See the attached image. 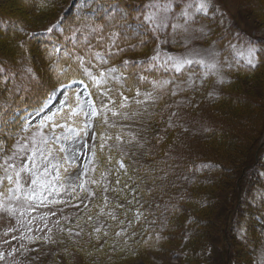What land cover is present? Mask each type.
<instances>
[{
    "label": "rangeland",
    "instance_id": "obj_1",
    "mask_svg": "<svg viewBox=\"0 0 264 264\" xmlns=\"http://www.w3.org/2000/svg\"><path fill=\"white\" fill-rule=\"evenodd\" d=\"M25 1L0 0V13L5 15V18L19 23L23 21L21 17L25 16L28 26L31 24L30 28L57 25L53 31L58 30V34L62 36L59 33L61 24L76 20V15L86 14L93 19L95 13L94 17L102 12L101 4L106 0H52L50 4L35 2L31 5ZM152 2L153 0L122 2L120 0L113 5L117 10L118 7L121 10L114 17L111 29L105 30L118 33L115 47L117 49L113 47L112 51H118L124 46L117 43H128L127 40L130 42L135 40L136 43L146 39L151 43L152 54L161 53L166 60L167 57H180L192 61L182 67L185 70L191 66L192 76H189L188 81H181L178 88L185 83L188 85L198 80V93L204 94L206 98L210 97L212 103L205 101L196 109L187 104L192 100L189 96L177 95L171 99L172 103L167 109L175 115L170 121L172 124L183 123L178 129L183 132L172 138L170 150L173 149L174 158L182 159L185 152H190L191 156L203 154L207 160L224 162L231 167L227 171V167H223V176H220L219 172H212V181L202 183L203 187L198 189L197 196L191 194L190 190H193L190 188L191 181H186L182 185L184 189L182 188L181 198L194 206L186 203L185 211L190 212L194 208L198 215L208 222L201 230V235L213 247L210 259L219 262L218 264H264V134L258 138L256 146L264 122V0H206L208 5L206 12H195L199 0H155L160 4H171V10L167 13L169 26L159 32L137 29V17L147 11L145 5ZM188 4L193 5L189 11L194 13V18L185 23V17L181 13ZM107 21L108 19L105 22ZM7 24L11 27L16 26L10 20ZM172 24L183 27L173 29ZM26 36H20V41H17L12 37L0 35V95L2 94L8 101L18 91L19 85L14 80L11 86L6 84L7 77H11L13 73L12 69L4 71L2 64L8 61L12 64L9 67L16 71L21 70V67L27 68L28 71L27 69L24 71L28 72V75L29 69L34 71L35 67L41 77H47L45 71L50 62L47 57L44 60L45 55L41 54L39 49L38 53L32 51L29 63L26 56L20 57V48L25 50ZM79 41L80 38H76V45ZM20 43L22 47L19 48ZM249 43L256 49L255 67L249 65L245 59V50ZM232 45L240 49L244 55H237ZM55 47L56 53L61 54L60 46ZM107 47L108 45L97 50L106 52ZM133 54L144 56L146 53L130 51L126 56L132 57ZM116 57L117 54H114L111 59ZM201 60L205 63H198ZM211 64H215L216 67L209 68L208 65ZM172 67L175 68L173 65ZM113 75L121 78L114 80L109 76L106 84L122 79L118 72ZM208 75L212 78L204 79ZM206 80L209 82L204 85ZM224 93L228 100L219 98L216 100ZM77 96L80 107L84 111H89V104L94 101L88 88L81 81H73L51 90L40 109L27 112L23 116L22 124L17 125L15 136L12 129L4 128L5 132L0 134V147L3 148L0 164L3 163L4 157H12L15 153L9 163H15L19 168L25 153L17 150L15 147L17 141L27 143L31 147L27 138L38 130L40 121L52 113H57L54 120L64 123L63 117L69 111V107L77 105ZM62 101L64 103H61ZM234 109L241 112L242 119L240 117L235 119V123L228 127L229 131H226L221 141L218 140V136L211 137L204 131L210 125L215 128L221 127L222 122L217 121L219 115L216 116L215 112L220 114V111H223L222 114L230 115ZM124 113L130 114V111L125 109ZM75 119L76 124L81 127L88 120L84 116ZM138 125L140 131L142 124ZM44 131L48 133L49 129L45 128ZM56 131L59 134L62 130ZM214 133L217 134L216 131ZM127 136L131 143L124 142V146L118 145L122 153L126 147L132 145L135 146H132L130 151L136 154L135 157L150 151L147 150L149 146L147 134L140 136L142 142L133 139L135 134ZM79 139L81 143L61 142L66 149L74 145L83 152V155L75 158L74 164L71 160L67 163L63 161L64 153L58 151L59 144L53 146L56 149L53 155L68 170L64 171V168H61L58 180L55 179V170L51 171L48 179L53 187L43 192L42 202H25L23 198L16 200L9 198L7 193L0 197V254H3L0 264H101L95 263L94 257H86L79 253L82 246L90 244L89 247H95V243L101 245L104 240L113 238L116 242L128 237L126 232L121 236L116 235V232L124 227V223L114 225L115 220L109 215L117 213V203L113 198L109 199L107 194L112 193L110 185L115 182L119 163L109 164L99 159L95 144L97 139L95 118L91 120L87 135H82ZM93 151L96 153L95 157L92 156ZM67 154L72 156L71 151ZM3 175V169H0V176ZM22 177L30 183V176L22 174ZM83 182L86 188L80 196ZM203 200L208 202L206 207L202 204ZM189 226H193V223ZM96 228H100L101 231L96 232ZM174 233L178 234V238L166 240L162 248L137 253L131 258L110 264H184L180 254L177 255L179 253L177 248L173 246V242L174 244L180 242L181 232L178 230ZM227 237L230 239L233 237V245H227L230 242Z\"/></svg>",
    "mask_w": 264,
    "mask_h": 264
},
{
    "label": "trees",
    "instance_id": "obj_2",
    "mask_svg": "<svg viewBox=\"0 0 264 264\" xmlns=\"http://www.w3.org/2000/svg\"><path fill=\"white\" fill-rule=\"evenodd\" d=\"M50 1L52 0H26L25 2L31 5V3L34 4L35 2L50 4ZM122 1L123 0H121V2ZM106 8H108V5L102 8V12L99 13L98 16L93 17V19L77 18L70 22H64L60 25L61 30L59 33L62 34V36H60L57 31H47L50 26L46 28L43 26L30 28L31 24L28 26L25 16L21 17L23 21L19 23L15 20L5 18V15L0 13V35L12 37L13 39H17V41H20V36L27 35L26 39H24L25 50L20 48L22 47V43H20L18 47L20 48V57L24 58L26 56L28 63L31 61L30 56L32 51H37L38 53V49L41 54L45 55L44 60H46V57L50 55L49 43L51 44L54 38H57L61 42L64 50H70L73 54H75L76 51V54H78V52L82 53L83 51L85 52L88 46L84 43V36L90 31V28L83 27L84 25L95 26V24H102L103 22V35L106 41L110 34L113 33L105 32V30L111 29V25H114V17L116 15L103 12V10L106 11ZM107 19L108 21L105 22ZM8 20L12 21V24H16V26H9L7 24ZM79 20H81V22H78ZM24 25H26L27 28ZM78 28H82L83 30L75 33V38H80L79 45L75 46L73 44L74 40L70 39V37L73 35V30ZM96 35V33H93L88 37V42L93 46L94 50L102 48L104 45L106 47L107 44L98 43ZM65 36L66 38H60ZM116 40L118 41V39ZM126 42L128 43H117L118 45H124L119 48L123 49V51L113 50V53L117 54V57L111 60L114 67L119 69L118 72L122 75L123 81L121 83L112 84L105 90H102V88H95L93 90V96L98 109L107 114L109 121L108 125H105L99 117L96 118L95 132L97 134V139L95 144L98 148L99 159L108 163V157L111 156V163L114 164L122 160L128 169L127 174H125L124 169L117 167L119 172L115 175L114 184L110 185L112 193L107 194L109 199L113 198L117 205L124 204L125 207H128L127 200L132 199L133 193L129 188L124 187L125 183H127L131 188L138 187V191L135 193L138 203L133 201L131 206L132 211L128 213L127 219H125L123 215V210L117 208V220L113 221V224L118 225L120 224L119 221H124L123 229H126L127 238H124L123 241L116 242L111 238L109 240H104L101 245L95 243V247H89L90 244L88 246H82L79 253H82L86 257H94L95 263L110 264L111 262L131 258L137 253L140 254L141 252L155 250V248H162V244L166 243V240L170 238L176 240L178 234L174 232L180 230V242L177 244L173 242V246L177 248L179 252L177 255L180 254V258L184 264H218L219 262L210 259L213 247H211V244L201 235V230L204 229V225L208 222L202 216H199L198 211L194 208L190 211L192 214L187 212V210L185 211L184 207L188 201L181 198L182 188L184 189L182 185L186 181H191L190 188L193 189L190 190L191 194L197 196L196 193H198V189L203 187L201 184L212 181V172H219V175L223 176V167H227V171L230 170L231 166H228V164L224 162L207 160V158L205 159V157H203V154H200L201 156L199 154L193 155L195 156L193 157L190 152H185L182 159L180 157L174 158L173 149L170 150L173 143L172 138L177 137L178 133L180 135V132H183L182 130H178L183 126V123L172 124L170 120L173 118V112H168L167 109V106L172 103L171 99L176 98L177 95L191 97L192 100L187 104L196 109L205 101L211 102V98H206L204 94L198 93V80L188 85L185 83V85L178 88L181 81H188L189 76H192L190 71L183 70L177 72L160 57L161 53H159L158 57L161 62L157 60L151 61L150 58L155 54L151 53V43L148 42V40L145 39V41H138L136 43L135 40L132 42L127 40ZM130 51H138L146 54L144 56L137 54H133L132 57H129V55L126 56ZM62 58L61 62L65 60L71 61L69 57ZM125 61L129 62V64L125 65ZM76 63L77 60L75 58L72 64L68 65L67 71L56 70L55 66L52 68L51 64H48L45 71L47 77L44 76V78L34 69L35 67L33 68L34 71L31 70L29 72L30 75H28V72L25 73L24 71V69L27 68L21 67V70L16 71L9 67L12 66L10 62L7 61L6 64L4 63L5 65L2 64L1 67L4 71L12 69L11 73H13L11 77H7L8 80L6 84L11 86L12 80H14L15 83H18L19 87L17 86L18 91L13 94L10 101L2 97V94L0 95V121L22 108L38 106L52 88L68 82L73 77H80V74L75 72V70H77ZM141 75L147 77L148 83H143L138 79ZM210 78L212 77L208 75L204 79ZM152 81H170V83L163 89H154L151 83ZM208 82L209 80H206L204 85L208 84ZM129 88H131L132 91H129ZM136 88H139L141 93L151 92L154 99L145 101L143 95L137 97L135 93ZM107 90L111 91L108 92ZM120 91H123L124 95L129 97V99L124 102L126 104L124 108H119L121 97H119L117 93ZM173 92L176 94L173 95ZM109 95L112 100L118 102L116 106L110 102L108 98ZM218 98L220 100H228L225 93L222 97H217L216 100ZM137 99L143 102L137 104ZM102 104L107 107L101 108ZM108 109L118 111L121 114L124 113L125 109H128L130 111V114H127L129 118L125 119L123 115L112 116L111 111H108ZM237 110L238 109H234V112L232 111L233 114L230 115H226V113L222 114L223 111L220 110V114L215 112L216 116L219 115L217 121L222 122L221 127L215 128L210 125V127L205 128L204 131H207V134L211 137L218 136V140L221 141L226 131H229L228 127L231 125L233 126L235 119L242 115L241 112ZM133 113H137V115H131ZM149 113L151 115H149ZM137 117L143 120L140 121ZM112 124H115V127H111L110 125ZM138 124H142L140 131L137 128L139 126ZM215 131L217 134L214 133ZM128 134L131 136L135 134V141L139 142H142L140 136L142 134H147L149 137L147 138V142H149L147 150L150 151L135 157L136 154L130 151V148L135 146L132 145L126 147L124 153H122L118 149V145L121 144L124 146V142L130 141L129 136H127ZM263 134L264 122L263 129L257 139H260ZM117 135L122 137L121 141H116L114 139ZM109 136L113 137V139H107ZM259 139L256 141V146ZM101 144L104 145L103 149L100 147ZM196 156L201 158L197 159ZM152 158L154 161H152ZM108 172L110 173V171ZM117 179H119L121 183L117 184ZM184 194L188 196L187 193ZM187 204L191 207L194 206L192 203ZM202 204L206 207L208 202L203 200ZM137 209L143 213L138 220L136 218ZM257 218L260 219V216ZM129 221H132L131 226H129ZM191 223H193V226H189ZM183 234L186 236H183ZM227 239L230 241L229 243L227 242L228 244L226 243L228 246L234 244L233 237L231 239L227 237Z\"/></svg>",
    "mask_w": 264,
    "mask_h": 264
},
{
    "label": "snow or ice",
    "instance_id": "obj_3",
    "mask_svg": "<svg viewBox=\"0 0 264 264\" xmlns=\"http://www.w3.org/2000/svg\"><path fill=\"white\" fill-rule=\"evenodd\" d=\"M207 3L206 0H199L198 4L195 7V12H206L207 10ZM145 8L147 11L142 13L140 16L137 17L138 23H137V29L144 30V31H152V32H159L163 30L164 28L169 26V16L167 13L171 10V4L170 3H164L160 4L155 2L153 0L152 3H149L148 5H145ZM193 5L188 4L182 11L181 15L185 17V23H187L190 20H193L194 13L190 12L189 9H192ZM57 27V25H53L52 27L48 28L47 31L51 32L53 28ZM83 27L90 28V31L84 36V43L87 44V48L85 49L84 56H76V60L79 62L80 68L83 71L84 75L88 76L89 79L93 81L94 84L97 85V87H100L102 84L107 83V79L109 76L112 77L114 80H119L121 77L114 76L113 74L118 72L119 69L116 67H110L106 70H100L98 74L93 73L92 68H99L100 65H105L109 62L111 57L114 55L112 52V48L116 47V39L118 37V33H111L108 40H105V37L103 35V25L101 24H95V26L91 25H84ZM171 27L173 29L181 28L182 25L178 24H172ZM83 29L78 28L73 31L72 37L70 39L75 40V33L81 32ZM22 31V29H21ZM93 33H96V39L98 40L99 44H107L108 47L106 49V52H100L95 51L93 46L88 42V37L91 36ZM139 34V33H137ZM234 50V52L237 55H244L243 52H241L240 49L236 48L235 45L231 46ZM57 51H59L57 49ZM118 51H123V49H118ZM246 62L249 65H252L255 67V46L251 43L248 44L246 48ZM67 55V53H65ZM87 57V61L86 58ZM159 57V53L157 55H154L150 58L151 61L157 60ZM97 62V63H94ZM167 61H171L172 65L175 67L176 71H181L184 64H190L192 63L191 60L187 58H180V57H167ZM125 65H128L129 62L125 61ZM198 63L204 64V61H199ZM90 66V67H89ZM209 68H215V64L208 65ZM29 71H31L29 69ZM138 79L143 83H148L147 77L141 75L138 77ZM153 88H159L163 89L166 85L170 83V81H152ZM110 92L111 90H107ZM129 91H132L131 88H129ZM136 96L139 97L143 95L144 100H152L154 99L153 94L151 92H145L141 93L139 88L135 89ZM173 95L176 93L173 92ZM119 97H121V100L119 101V108L126 107V104L124 103L129 99L128 96L124 95L123 91H120L117 93ZM211 95V94H210ZM110 102L116 106L117 101L112 100L111 96L109 95ZM143 101L137 99L136 103L140 104ZM61 103H64L63 101ZM106 105H101V108H106ZM59 111V110H58ZM108 111H111L112 116H118L123 115L125 119H128L129 116L127 113L121 114L118 111H113L112 109H108ZM57 115V113H52L51 115L45 116L39 123L38 130L33 133L31 137H28L27 140L30 141L31 147L27 143L22 144L21 141H17V145L15 146L18 151L25 153V158L23 160V163L19 168H17L15 163H9L10 160H12L15 156V153H13L12 157H4L3 163L0 164V169H3L4 175L0 176V197L5 196L7 193L9 198H14L16 200H20L23 198L25 202L30 201H40L44 199L43 192L47 191L48 189L53 187L52 182L48 179V177L51 175V171L55 170L56 177L55 179H59V171L61 168H64V171H67L68 169L64 167V164L60 162L59 159H57L53 153L56 151V149L53 147L54 145L59 144L58 151L60 153H64V156L62 157L63 161L65 163L71 162L75 163V158L78 156L83 155V152L80 151L79 148H75L73 145L72 148L66 149L64 144L61 143L62 141H76L77 143H81L82 141L79 139L82 135L86 136L88 129L91 127V120L93 118L99 117L103 124L108 125V117L107 114L104 112H101L97 106L94 103L89 104V111H84L82 107H80L79 102V96H77V105L76 107H69V111L65 113L63 119L64 123H60L56 120H54V117ZM133 116L137 115V113H133ZM173 115H175L173 113ZM84 116L87 117L88 120L83 124V126H79L76 124V117ZM47 122H51L49 125ZM111 127H115V124L110 125ZM48 128L49 132L45 133L44 129ZM57 129H61L62 131L57 134ZM26 131L27 129H22ZM93 138H95V133L93 134ZM107 139H113V137L109 136ZM116 141H121L122 137L117 135L114 137ZM133 139H135L133 137ZM131 143V141H129ZM87 147V145H84ZM101 149H103L104 145L101 144ZM71 151L72 156L70 157L67 153ZM3 153V148L0 147V154ZM96 153L95 151L92 152V156L95 157ZM112 157H108V163L111 164ZM119 163V168L124 169L125 174H127L128 169L122 162V160L117 161ZM95 171V169H93ZM22 174H26L27 176L31 177L30 183H28V180L22 177ZM93 183H96V181H93ZM117 184L121 183L119 179L116 181ZM125 188H129L130 191L133 193L132 199L127 200L128 207H125L124 204H118L117 208L123 210V215L125 216V219L128 217V213L132 211V204L133 201H136L138 203L137 197L135 193L138 191L137 188H131L130 185L125 183ZM39 190V191H38ZM107 191V189H105ZM94 195V194H93ZM105 201H107V197H105ZM112 220H117V216L113 213H109ZM143 213L137 209L136 211V218L139 219L140 216H142ZM119 223L123 224L124 221H119ZM129 226H131L132 221H129ZM96 232H100V228L95 229ZM126 232V229H121V231L116 232L117 236H121ZM107 235V233H105ZM0 259H3V254H0Z\"/></svg>",
    "mask_w": 264,
    "mask_h": 264
}]
</instances>
